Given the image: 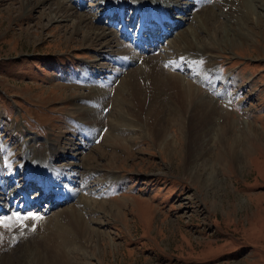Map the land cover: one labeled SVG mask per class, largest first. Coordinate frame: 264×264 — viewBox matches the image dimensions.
Here are the masks:
<instances>
[{
	"label": "rangeland",
	"instance_id": "obj_1",
	"mask_svg": "<svg viewBox=\"0 0 264 264\" xmlns=\"http://www.w3.org/2000/svg\"><path fill=\"white\" fill-rule=\"evenodd\" d=\"M193 1L195 6L189 14L207 15L205 27L194 20L181 26L177 34L190 26L195 33L185 43L188 48L180 44V48L173 47L171 54L195 53L192 46L196 42L198 47H206L198 62L209 78L188 70L172 69L173 75L180 74L191 81H188V95L190 91L196 94V109L200 108L202 114L210 113L211 107L205 99H199L209 96L225 113L226 122L221 121L218 131L205 134L204 140L211 143L206 145L207 152L194 169L189 125L193 110L185 108L188 104L185 101L184 118V112L170 117L176 104H183L180 93L183 82L169 74L170 67L166 66L167 73H160L167 78V96L174 97V101L171 100V107L166 103L163 132H153L150 124L154 120L149 124L145 116L156 100L157 82L139 83L140 87L126 91L115 106V111L124 107L125 110L115 112L114 119L131 125L116 140L105 141L106 123L98 126L96 134L92 133L93 126L86 123L91 134H86L90 149L82 151L77 160L69 157L68 161L89 167L82 174L90 169L97 171L91 181L96 183L92 189L99 199L89 204L84 195L91 193L83 190L82 207L90 205L91 209L69 210L72 212L69 220L50 224V230L45 232L39 229L45 224L36 229L28 227L27 234L31 237L27 239L33 249L43 252L50 264L52 260L59 262L60 242H70L73 248L69 250L67 264L74 261V264H264V16L261 25H256L251 16L243 23L230 24V18L227 20L221 14L230 12L225 2L212 8V0ZM98 3V0H85L78 9L68 0H0V134L8 135L5 140L10 145L19 147L26 137H38L40 142L54 139L61 145L73 139L80 146V139L85 142L86 128L81 131L70 117L75 118L74 112L79 107L86 108L81 102L84 96L80 87L85 80L75 75L86 64L100 59L98 50L104 52L109 42L114 47L106 51L117 54L116 43L111 38L101 40L99 34L115 32L121 37L127 29L132 30L131 35L124 34L119 40L131 45L136 42L134 34L139 29L135 19L129 21L134 13L130 7L125 9L124 22L110 23L105 9L97 10ZM257 7L264 14V5L258 3ZM81 16L86 20H81ZM158 31L152 30L156 41L160 36ZM176 33L170 35L171 42L176 39ZM158 50L153 51L154 57L158 56ZM157 59L160 64H166L164 58H154ZM167 75L174 80L169 82ZM90 76L98 80L102 74ZM205 78L208 80L203 82ZM110 96L108 105L112 103L109 104ZM99 107L103 109L105 105ZM164 130L168 132L166 137ZM162 138L171 141L173 148L168 152L162 147ZM235 145L242 155L240 163L234 158ZM12 150L22 153L19 148ZM56 163L62 165L66 161ZM110 173H115L119 180L113 187L107 179ZM2 205L10 207L5 202ZM37 210L20 212L21 219L30 212L29 216H39ZM3 218L0 215V220ZM77 226H80L78 232L74 230ZM54 228L71 231L70 241L61 234L52 238ZM34 233H45L52 240L47 245L45 240L37 242L40 236H32ZM7 234L0 231V258L13 247L16 252L10 253L12 256L7 261L16 264L25 242L20 243L19 234L12 239Z\"/></svg>",
	"mask_w": 264,
	"mask_h": 264
},
{
	"label": "bare ground",
	"instance_id": "obj_2",
	"mask_svg": "<svg viewBox=\"0 0 264 264\" xmlns=\"http://www.w3.org/2000/svg\"><path fill=\"white\" fill-rule=\"evenodd\" d=\"M68 1L78 9L85 3V0ZM98 2L99 3L96 6L97 10L101 7L104 8V14L106 17L111 18L110 23H114L116 20L121 23L124 22L123 15L125 9L130 7L134 13L133 17H131L129 21L132 23L135 19V26H138L139 29L138 32L134 34V40H136V42L134 41L131 45L125 43L123 40H119L124 38V34L131 35L130 33L132 30L127 29L121 37L119 36L120 34L110 31H108L110 32V35L105 32H102L103 34H99L98 38L101 40L111 38V40L116 43L115 48L117 50V54H114L112 50L111 52L106 51L107 49H113L114 47V45H110L111 42H109V44H106L104 47L105 53L100 52L103 50H98L100 59L94 60L93 63H91L92 65L86 64L82 72L76 73L75 75L78 79L84 78L85 80V83L80 84V87L83 93L81 96H84L81 98V102L82 104H85L86 108L79 107L78 110L74 112L75 118L72 116L70 117L75 121L76 127H78L81 131L84 132L86 128L84 137L85 142L80 139L79 141L82 142L80 146L79 143L77 144L75 142L77 139H73L67 140L66 144L61 145L58 140L54 139H47L44 142H40L38 137H26L25 140L21 141V145L19 147H15L10 145L7 142L8 140H5L8 135L5 134V136H1L0 134V179H2L0 181V215H3L4 217L0 220V231H5L6 233L8 232L7 235L10 239L19 234L22 237L20 243L22 241L25 242L23 243V250L21 251L22 253H20L16 264H50L48 258L43 254V252L41 254L39 252V248L33 249L31 242L27 239L31 237L27 234L29 226L35 227L36 229V227L45 224L44 226L39 227L40 230L45 232V230H50V224L52 226L59 222L61 223V221L69 220L72 217V209L75 208L74 212H81L79 210L83 208H85L84 210L88 208L91 209L90 205L82 207L81 194L84 193L83 190H88L91 193V195H84V197L89 199V204H92L93 200L98 201L99 195H96L94 193L95 190L92 189L93 185L96 183L95 181H91L97 171H92V169H90V171L82 174V170H88L89 167H81V164L79 165L78 161H73L69 164L68 158H76L77 160L80 154L82 155V151L90 149V141L88 137H86V134L88 133L89 136H91V134L86 123H90L93 126V134L97 133L99 125L106 123L104 127L106 128L108 135L105 137V141L116 140L121 131L128 129V126H131L122 124V119H119V122L116 121L118 119H114L115 112L121 113L125 110L124 107L119 111H115V106L120 104V101L123 99L126 91L129 90V92H131L135 90L140 87L139 83L141 82L145 83L143 85H149L155 82L159 83L156 84V100L150 109L146 111L147 113L145 116L148 118V123L150 120H154L155 125L154 123L152 125L149 123L150 129L153 132L157 134L163 132L162 124H164V120L167 118L166 103L169 102V106L171 107V100L174 101V97L167 96L166 89L169 88L167 87V83L165 81L167 78L164 79L162 74L163 72H166L164 69L166 66L170 67L167 72L174 77L176 76V79H179V82H183V87L180 92L182 93L181 98H183V104H176V101L173 102L176 106L172 109L170 117L174 118L175 113L179 116L181 112H184L182 115V118H184L185 110H183V106L185 105V101L189 104V106L186 104L187 106H185V108L193 110L190 115L189 125L191 128L190 138L193 142V148L190 151L192 157L191 165L195 166L194 169H197L200 163L199 161L203 159V154L207 152L206 145L211 143L210 142L208 144L209 140H204L205 136L212 131H218L221 121L226 122V119L223 118L225 113L219 109L217 104L212 102V98H209V96L208 98L199 99H205L207 106L211 107L210 113L202 114V110L200 108L196 109V94L194 95L190 91V95H188L189 80L187 77L178 73V75H173L175 72L172 69L181 72L188 70L198 73L199 75L202 73L205 77L209 78V76L204 73L201 62H198V60L205 55L203 52H206V47L200 48L197 46L198 43L196 42V44L192 46L195 53L191 52L179 54L182 51H177V53L175 52L176 54L173 53L176 56L171 54L173 47L176 46L177 48H180V44H182L183 48H188L189 46H185V43L192 37L191 35H194L195 33V31L191 29L192 26H190L189 28L179 31L177 34L176 31H178L181 26H187V24L189 25V23L194 20L195 23L198 22L201 26L205 27V23L208 19L207 15L198 16L196 14H189L190 10L195 6L193 4V0H98ZM222 2H225V6L228 4L230 7L229 14L221 12L222 9H219L221 14L225 16L227 20L230 18V21L228 20L230 24L235 22L243 23L246 21L248 16L253 18V22H255L256 25L262 24V16H264V14H260L261 12H258L257 5L258 3L264 5V0H212V8L221 6L220 3ZM225 6H223V8H225ZM262 10L264 11V7ZM245 12H247L246 15ZM92 18L94 19V17ZM98 19L99 17H97L95 21ZM81 20L86 19L81 16ZM126 25L128 28L130 27L128 23ZM148 29H150L149 32ZM156 29L159 30L158 36L160 35L157 41L154 39V32L152 33V30ZM141 31L146 34L145 37L140 34ZM175 33L176 39L171 42L169 39L170 35ZM173 37H175V35ZM212 39L214 40L215 36L212 37ZM155 42H157V45ZM161 42L165 45L161 46ZM156 49H159V53L157 54L158 56L154 57L152 53L153 51L156 52ZM158 57L164 58V63L166 64L162 65L159 63L161 61L158 59L154 60V58ZM173 66L177 69L173 68ZM188 67L194 69H189ZM209 68L214 67L209 66ZM92 69L97 71L94 72ZM160 71H162V73H160ZM99 74H102V76L98 80H94L93 77L90 76ZM172 76L170 77L167 75L169 82L174 80ZM207 78L202 79V81L206 82L208 80ZM186 83L188 88H186ZM110 93L114 95L110 96ZM109 96V104L112 102L110 105L107 103ZM117 96L121 97L118 98ZM226 97L227 101H229V95ZM103 105H105V107L101 109L99 106ZM107 108L108 111H105ZM185 117L188 118V116ZM109 120L111 122L108 123L107 121ZM164 136H168L167 130H164ZM162 141L164 142L162 147L165 151L168 152L170 148H173V146L171 147L170 139L166 140L162 138ZM204 142L207 144H204ZM236 146L237 145H235L234 158L235 160L237 158L238 161L236 160V162L240 163L242 155L238 153ZM17 148L22 151L21 154L12 150ZM195 148L197 150H194ZM57 161H66V163L58 165L56 163ZM187 167H189V164ZM115 175V173H110L107 177L110 187L117 185L119 181ZM3 176L5 177L4 179ZM192 176L196 178V175L193 174V172ZM5 180L9 181L5 182ZM6 186L9 188L4 190ZM48 200H50V202H48ZM2 202H5L10 207L8 209L3 208ZM44 203H47L48 205H43ZM30 209H38L36 212L40 215L36 216L32 214L33 216H29L31 214L30 212L24 220L21 219L20 212L23 214L24 211ZM69 210H71V213H69ZM9 214H11V217H8ZM78 214L81 215L80 213ZM38 217H40V219L37 220L36 218ZM81 217L83 216L81 215ZM41 219L45 222H40ZM9 222L10 224L7 226ZM74 230L77 232L80 231V226L75 227ZM70 232L71 231L69 230L63 231L61 229L54 228L52 229L51 237L54 238L56 235L61 234L62 238L68 241L70 239ZM34 234H32V236H36L37 238L40 236L37 242L45 240V244L47 245V242L52 240L50 239L51 237H48L49 239L46 238L45 233ZM11 243L16 244L15 242ZM59 245L62 250L61 253H58L59 262L52 260L51 264L68 263L70 255L69 250L72 246L70 245V242H60ZM8 250L9 252L7 253H12V255L16 252L13 247ZM39 253L40 255L37 256ZM5 255L0 258V264H15L13 261H7L8 256H12L11 254ZM14 259L16 260L17 258L14 257ZM74 263L76 262L74 261Z\"/></svg>",
	"mask_w": 264,
	"mask_h": 264
}]
</instances>
